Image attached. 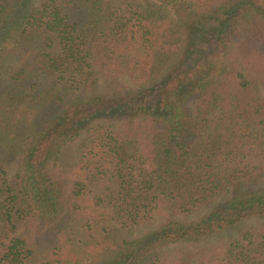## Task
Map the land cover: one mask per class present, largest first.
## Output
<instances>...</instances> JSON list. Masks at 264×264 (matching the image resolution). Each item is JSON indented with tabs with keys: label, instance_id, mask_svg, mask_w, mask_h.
I'll list each match as a JSON object with an SVG mask.
<instances>
[{
	"label": "trees",
	"instance_id": "16d2710c",
	"mask_svg": "<svg viewBox=\"0 0 264 264\" xmlns=\"http://www.w3.org/2000/svg\"><path fill=\"white\" fill-rule=\"evenodd\" d=\"M0 264H264V0H0Z\"/></svg>",
	"mask_w": 264,
	"mask_h": 264
},
{
	"label": "rangeland",
	"instance_id": "374dc122",
	"mask_svg": "<svg viewBox=\"0 0 264 264\" xmlns=\"http://www.w3.org/2000/svg\"><path fill=\"white\" fill-rule=\"evenodd\" d=\"M16 164H12V165H10L9 167H8V175H7V178L9 179V180H11L12 178H13V175H14V173H15V171H16ZM248 224V222L247 221H245V222H242V223H240L239 225H238V228H234V229H231L230 230V233L232 234L233 232L234 233H236L237 231H238V229L239 228H243V227H245L246 225ZM25 227V225L24 226H21V230H23V229H25L24 228ZM126 233V234H125ZM140 232L139 231H133V232H131V233H128V232H125L124 231V235L125 236H135V235H138ZM39 234V232H37V235ZM29 235V234H28ZM35 236V235H34ZM41 239H43V238H41ZM40 239V240H41ZM38 243H40L39 242V240H38V238H37V240H36Z\"/></svg>",
	"mask_w": 264,
	"mask_h": 264
}]
</instances>
